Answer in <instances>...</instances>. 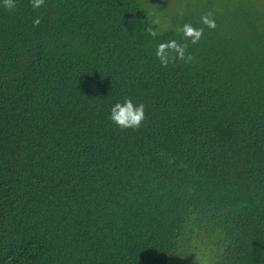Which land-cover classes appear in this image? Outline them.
Instances as JSON below:
<instances>
[{
    "label": "trees",
    "instance_id": "16d2710c",
    "mask_svg": "<svg viewBox=\"0 0 264 264\" xmlns=\"http://www.w3.org/2000/svg\"><path fill=\"white\" fill-rule=\"evenodd\" d=\"M14 2L0 264H264V0ZM184 24L204 29L193 59L162 67ZM126 98L138 129L109 119Z\"/></svg>",
    "mask_w": 264,
    "mask_h": 264
},
{
    "label": "clouds",
    "instance_id": "9594fccd",
    "mask_svg": "<svg viewBox=\"0 0 264 264\" xmlns=\"http://www.w3.org/2000/svg\"><path fill=\"white\" fill-rule=\"evenodd\" d=\"M3 2L7 9L15 8L14 0H3ZM44 3L45 0H30L33 9L42 7ZM33 23L34 26H38L40 20L35 19ZM201 23L209 29L214 30L216 28V21L211 18L210 14L201 17ZM179 31L186 42L180 43L176 40H170L157 45L155 55L162 67H167L170 62L176 60L191 62L193 57L188 53L189 43L197 44L204 34L203 28H195L191 24H184ZM148 32L152 37L157 35V32L151 27H149ZM108 115L109 119L121 129H138L145 120V106L143 103L134 104L131 98H126L123 103H116L111 111H108Z\"/></svg>",
    "mask_w": 264,
    "mask_h": 264
},
{
    "label": "rangeland",
    "instance_id": "374dc122",
    "mask_svg": "<svg viewBox=\"0 0 264 264\" xmlns=\"http://www.w3.org/2000/svg\"><path fill=\"white\" fill-rule=\"evenodd\" d=\"M155 2H157L158 0H154ZM166 1V0H165ZM166 6H167V4L166 3H164V8H166Z\"/></svg>",
    "mask_w": 264,
    "mask_h": 264
}]
</instances>
